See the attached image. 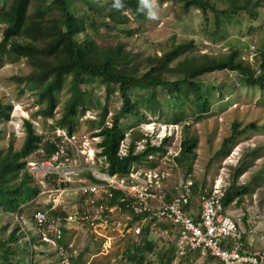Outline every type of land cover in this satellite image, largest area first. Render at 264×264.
Segmentation results:
<instances>
[{
    "label": "trees",
    "instance_id": "1",
    "mask_svg": "<svg viewBox=\"0 0 264 264\" xmlns=\"http://www.w3.org/2000/svg\"><path fill=\"white\" fill-rule=\"evenodd\" d=\"M147 1L2 0L0 7V61H25L29 71L24 75H13L10 80L17 86H36L39 108L33 116L44 121L51 120V131L60 129L67 137H71L76 129L77 118L87 110L89 98L94 97L100 111L98 116L101 118V133L94 135L99 137L95 157L101 159V164L97 166L100 170L119 177H128L133 169L143 163L150 169L154 168L156 163L148 157L164 152L163 146L168 138H163L159 146L151 145L146 138L143 148L137 151L136 142L143 139V135L132 129L124 155L119 154L126 138L121 130L122 122L129 117L143 119L144 110L153 114V107L159 105V93L163 94L167 103L176 104L180 112V116L174 119L177 124L185 118V102L193 106L198 118L210 112L211 99L214 97L211 88L214 86L204 76L231 72L242 86L264 90V59L255 71L241 58L236 48L219 56L208 53L186 54L194 46V42H175L173 39L170 45L160 47L158 53L139 55L140 52L130 51L122 39H113V33L131 40L142 32V25L138 21L149 10ZM162 1L178 3L183 11L196 9L204 32L214 40L228 25L242 20H245V24L244 31L240 28L241 35L249 33L254 25L260 23L257 8L263 0H218L223 4L222 7L215 0ZM54 8L58 10L59 17L55 15ZM103 83L112 88L119 100V108L111 115L108 125L103 123L107 107L101 106L94 92L95 86ZM65 85H68V97L59 117H56V94ZM222 87H225L224 83L221 84ZM11 108V105L0 101V124L9 119ZM22 124L25 137L21 147L14 150L11 143L6 148L0 147V209L4 213L20 214L22 206L28 205L33 209L32 215L41 211L46 212L48 218H63L66 215L64 209L51 211L50 204L40 205L34 202L41 187L27 169L29 156L32 155L38 163L48 159L59 150L62 138L57 136L43 139L30 119H23ZM254 128L252 124L241 127L240 123L233 122L229 135L222 139L216 154L228 155L236 140ZM1 134L0 128V136ZM195 149V140L183 130L179 152L173 158L177 166L185 168L187 161L194 156ZM66 152L70 154L68 149ZM212 161L211 158L208 167ZM235 172L237 176L239 167ZM36 176L48 187H56L49 177L41 174ZM205 185V177L200 183L195 181L193 196ZM247 191V185L237 186L232 180L223 188V208L226 210L232 202H240ZM242 220L244 222L245 218ZM63 224L62 238L66 233ZM82 227L85 228L84 225ZM0 230L5 236L0 239V262L26 264L23 259L18 258L16 244L22 236V233H18V227L7 235L5 227ZM87 234H90L88 230ZM37 237L39 238L38 234ZM62 238L58 240V246L66 247ZM157 245V242L147 238L140 243L128 240L122 251L124 260L131 264H153L147 256L155 252V264H171L174 260V245L168 240L165 247L157 248ZM81 258V255L74 257L69 254L68 264H84ZM28 264L32 262L29 261Z\"/></svg>",
    "mask_w": 264,
    "mask_h": 264
},
{
    "label": "rangeland",
    "instance_id": "2",
    "mask_svg": "<svg viewBox=\"0 0 264 264\" xmlns=\"http://www.w3.org/2000/svg\"><path fill=\"white\" fill-rule=\"evenodd\" d=\"M51 1V0H49ZM219 7L223 4L215 0ZM3 2L0 0V7ZM149 10L145 17L139 19L138 24L142 25V32L134 36L131 40L124 39L121 35L113 33V39H122L128 45L130 51L140 52L139 55L153 54L159 52V48L175 42L193 41L194 46L186 54L208 53L219 56L227 53L230 49H238L241 58L249 64L255 71L264 59V0L261 1L257 12L260 23L253 26L248 33L241 35L245 20L239 23H231L220 33L219 37L211 40L204 32L201 17L196 9L183 11L178 3L162 0H148ZM55 15L60 16L58 10L54 8ZM2 24H0V34ZM244 31V28L242 29ZM133 54V53H132ZM182 56L179 57L181 59ZM29 71L24 60L11 61L3 59L0 61V101L3 104L11 105L9 119L0 124L2 134L0 136V147L6 148L10 143L14 150H18L24 140L23 119H30L38 134L43 135V139L57 137V129L51 131V120H42L33 116L38 110L35 85L17 86L10 77L13 75H24ZM213 83L214 97L211 99L210 112L198 118L194 108L185 102L183 106L184 120L175 124L174 119L178 118L179 110L174 102L167 103L163 94H158L159 105L153 107V114L147 110L143 111V119L129 117L121 124V130L126 134L121 147L122 153L130 141V130L140 132L143 139L136 142V150L140 151L145 145L146 138L151 145L159 146L163 138H168V142L163 146V153L152 155L149 159L156 163L154 171L168 174L165 181V188L171 187L180 179H191L200 183L205 177L206 185L214 183L217 179L222 180L226 186L232 180L239 185H247V194L241 198L238 210L230 211L228 214L246 215L247 222L251 227L259 230L264 224V90L257 88H247L242 86L233 73L218 72L204 76ZM224 83L225 87L221 88ZM220 91L222 95L220 96ZM94 92L101 103L107 107V115L103 121L108 125L111 115L119 108V100L116 93L105 83L95 86ZM160 92V90L158 91ZM57 108L55 116L59 117L62 106L68 97V85H65L57 94ZM184 104V103H183ZM99 107L94 97L89 98L87 110L77 118L75 132L68 140L62 138L65 151L79 167L90 165L86 161L91 153H94L93 160L97 164L100 159L95 155L98 151L97 143L99 137L94 135L101 133V118H99ZM233 122L240 123L241 127L248 124L254 125L253 130L247 131L236 140L234 147L228 155L216 154L221 141L229 135ZM183 130L196 142L194 156L185 164V168H180L173 158L179 152V144L183 136ZM61 131V130H60ZM256 151L255 153H252ZM37 153V151L35 152ZM34 153V154H35ZM213 159L208 167V162ZM34 161L33 156H29L28 162ZM27 162V163H28ZM239 167V174L236 176L235 170ZM29 167L27 166V169ZM139 171L150 169L145 163L137 168ZM34 181L41 187L39 196L34 200L36 204L54 207L56 202H60L57 208L65 211L74 204L76 194L74 191H67L62 195H49L46 191L51 189L39 177L33 175ZM71 188H75L71 187ZM242 207V208H241ZM56 208V209H57ZM20 214L4 213L0 209V229L6 228V235L12 229L18 227L22 233L18 239L16 247L20 252L18 256L25 260L26 264H61L57 250L52 246L42 244L37 237V228L30 218L33 209L28 205L22 206ZM247 210V212H246ZM1 231V230H0ZM24 233H23V232ZM26 234V235H25ZM260 232L253 234L255 244L259 245L258 237ZM26 236L29 241L24 240ZM5 236L0 232V239ZM157 248L165 247L167 240L154 239ZM63 245L68 248L67 257L81 255L84 264H131L124 260L122 251L127 244V240L118 235H112L109 240L99 239L90 234L81 225H69L62 238ZM2 254V252H0ZM153 264L156 263V253L147 256ZM205 259H195L192 264H209ZM0 264H2L0 262Z\"/></svg>",
    "mask_w": 264,
    "mask_h": 264
},
{
    "label": "built area",
    "instance_id": "3",
    "mask_svg": "<svg viewBox=\"0 0 264 264\" xmlns=\"http://www.w3.org/2000/svg\"><path fill=\"white\" fill-rule=\"evenodd\" d=\"M58 131V137L69 139L63 130ZM62 144L48 159L27 163L29 173L49 177L55 183L56 187L46 191L49 195L71 190L76 194L77 200L63 218H48L41 211L32 215L40 241L57 250L61 264H68L67 251L71 247L58 246L63 223L65 228L84 225L99 239L118 235L135 243L150 237L168 240L174 245L171 264H192L195 259L209 258L217 264H264V233L259 235V246L254 251L246 247L241 229L243 215L230 216L223 208L222 180L205 185L193 196L194 182L189 178L176 181L167 190L168 174L133 169L128 177H119L100 170L93 160L94 153L86 159L90 165L79 167ZM121 147L119 154L124 155ZM59 205L56 202L50 210L55 211ZM24 240L29 241V237Z\"/></svg>",
    "mask_w": 264,
    "mask_h": 264
},
{
    "label": "crops",
    "instance_id": "4",
    "mask_svg": "<svg viewBox=\"0 0 264 264\" xmlns=\"http://www.w3.org/2000/svg\"><path fill=\"white\" fill-rule=\"evenodd\" d=\"M239 205H240V202H238V203L232 202L229 205V207L226 209V212L228 213L230 211L238 210L240 208V207H238ZM246 212H247V210H246ZM236 215H238V214H236ZM233 216H235V215H233ZM243 218H245V221L241 225V229H242V232H243V239H244L246 247L249 250H251V251L253 250L254 251L259 245L255 244V241H254V238H253V234L255 235V233H257V232H260V234L264 233V224L261 225L259 230H256L255 227H251L249 225V223L247 222V219H246V215L245 216L243 215ZM18 252H20V251L18 250ZM18 258L21 259L19 256H18ZM23 261H25V260H23ZM204 261H208L209 264H217L218 263L217 261H215V260H213L211 258L205 259Z\"/></svg>",
    "mask_w": 264,
    "mask_h": 264
},
{
    "label": "clouds",
    "instance_id": "5",
    "mask_svg": "<svg viewBox=\"0 0 264 264\" xmlns=\"http://www.w3.org/2000/svg\"><path fill=\"white\" fill-rule=\"evenodd\" d=\"M117 6H119V5H117Z\"/></svg>",
    "mask_w": 264,
    "mask_h": 264
}]
</instances>
